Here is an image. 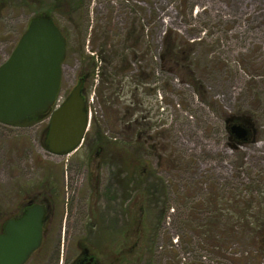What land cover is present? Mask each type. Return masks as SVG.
<instances>
[{"label": "rangeland", "instance_id": "374dc122", "mask_svg": "<svg viewBox=\"0 0 264 264\" xmlns=\"http://www.w3.org/2000/svg\"><path fill=\"white\" fill-rule=\"evenodd\" d=\"M105 2L93 0L85 12L76 14L73 27L61 19L69 18L71 10L58 0H0V65L29 23L47 16L67 38L62 99L82 72L93 73L82 91L90 125L77 151L49 150L42 134L47 122L40 121L45 117L32 123L0 122V232L6 220L21 216L28 202L45 189L53 188L61 199L87 192L83 164L94 149L93 120L115 142L127 136V122L140 119L149 127L153 147L137 154L147 160V169L143 174L138 169L136 180L141 183L126 203L130 216L125 215L120 242L117 235L116 242L110 241L106 264H264V242L234 239L224 258L201 248V239L179 226L182 212L190 211L183 206L187 200L197 204L216 190L231 196L242 192L245 198L264 193V0ZM91 16L96 18L94 26L88 23ZM135 27L140 41L126 42ZM168 30L192 42L193 66L207 99L201 98L195 84L163 72ZM111 52L116 53L113 64ZM125 57L130 68L116 74L114 67ZM229 114L248 118L247 140L229 137L224 121ZM72 164L79 165V171L72 170ZM106 174L104 181L109 182ZM67 176L77 178L72 190ZM133 179L126 178L130 188ZM118 221L117 216L111 218L110 233H117ZM81 235L75 229L61 236L59 229H48L42 247L27 264L71 258Z\"/></svg>", "mask_w": 264, "mask_h": 264}, {"label": "water", "instance_id": "95a60500", "mask_svg": "<svg viewBox=\"0 0 264 264\" xmlns=\"http://www.w3.org/2000/svg\"><path fill=\"white\" fill-rule=\"evenodd\" d=\"M67 38L50 17L33 19L9 58L0 65V122L32 123L49 115L47 143L51 152L69 154L84 142L90 119L83 82L63 102V66ZM60 102L58 106L55 105ZM234 123L230 132L247 140L250 127ZM44 206L34 204L0 232V264H26L42 244Z\"/></svg>", "mask_w": 264, "mask_h": 264}, {"label": "trees", "instance_id": "16d2710c", "mask_svg": "<svg viewBox=\"0 0 264 264\" xmlns=\"http://www.w3.org/2000/svg\"><path fill=\"white\" fill-rule=\"evenodd\" d=\"M136 32V27L131 29L125 38L126 42L132 39L137 43L138 38L135 36ZM164 45L165 49L161 55L164 64L162 68L163 72L176 74L181 77L182 82L195 84L196 89L202 95L203 91L201 89H204V85L194 69L192 49H189V46H192V42L185 41L176 31L168 30L164 36ZM113 52H111L112 54L109 53L110 64H113L115 61L112 60L116 54ZM121 62L123 63L119 67H114L116 74L117 71L122 72L126 68H130L128 57L123 58ZM187 79L189 81H186ZM112 87L113 83L111 85ZM205 96L204 94L201 98L207 99ZM247 119L244 116L225 115V126L229 131L230 138L238 141L230 132V126L234 123H245L244 121ZM92 126L95 130L93 136V151H96L99 147L104 148V152L107 155L116 157L117 161L120 160L123 163L126 170V178H131V175L134 177L133 181L135 184L131 188L129 185H126L125 181V201L127 203V199L132 198L131 191L136 192L141 183V179L136 180V172L141 168L143 174L147 169V160L142 157H137V154L143 152V150L147 152V150H151L153 147L150 144L151 135L147 131L149 127L140 119L133 120L131 123L127 122L125 124L126 131L128 132L127 136L122 141L114 142L104 135L96 120H93ZM119 156L121 157L120 159H118ZM152 174L153 172H150L149 175ZM193 201L187 200L184 202L183 206L189 207L190 211L188 213H185V211L182 212L179 218V226L182 231H189L190 233L192 232V235H197L203 242L200 243L202 244L201 248L210 251L214 255L226 258V253L234 239L249 237L254 243L259 244L264 242V193L259 197L250 196L245 198L242 192L231 196L230 194L225 195V193H220L216 190L215 194H212L210 198L204 201L199 200L197 204L195 202L192 204ZM205 206L208 208L207 211H204ZM256 208L259 210H256ZM129 209H125V214L128 216H130ZM207 213H210V215H207ZM230 259L231 261L234 260V258Z\"/></svg>", "mask_w": 264, "mask_h": 264}, {"label": "flooded vegetation", "instance_id": "af4514ba", "mask_svg": "<svg viewBox=\"0 0 264 264\" xmlns=\"http://www.w3.org/2000/svg\"><path fill=\"white\" fill-rule=\"evenodd\" d=\"M105 1L107 0H104V2ZM58 2L65 7L64 9L71 10V12L69 13V18L61 17V19L74 27V25H77L76 14H79V11L85 12L90 4L93 3V0H58ZM104 4H106V2ZM82 17L81 21L83 24H85V22L87 21ZM51 19L60 27V25L54 20V18L51 17ZM89 22L91 26L96 25V18L91 16L90 20H88V23ZM60 29L63 32V29L61 27ZM108 40L109 39L107 38V41ZM91 75H93V73H91V71H88L86 73L82 72L79 76L78 84L81 81L83 82V92L87 88L88 78ZM65 99L66 98H63L61 102H63ZM40 121L47 122V125L44 127V130L42 132L43 137L47 141L48 126L50 122L49 115H47ZM249 134H251V131ZM233 137L236 138L235 135H233ZM91 155H94L95 158H93V156ZM120 158L121 157L119 156L118 159ZM116 159V157H110V155H107L104 152V148H97L96 151L90 153L87 163L83 164L84 166H86V178L84 179L89 186L87 192L78 194L68 193L65 199H61V196L53 188L47 191L45 189L41 194H39L37 199H33L28 202V204L26 205L27 207L21 216L11 217L14 219H19L27 212L29 206L34 204L43 205V240L41 247L43 245L48 229H59L60 236L65 234L66 230L68 229L82 231L81 239H78L77 241L73 256L67 260L64 259L63 256L61 258H56L50 264H106V260L109 258L110 241L113 242L114 240V242H116L115 240L118 237L117 240L118 242H120V235L124 233L125 229L124 218L126 215V170L123 163L120 162V160L117 161ZM73 168L79 171V165L77 166L75 164H72V170ZM106 173L110 174L109 182L104 181V175H107ZM136 174H138V171L136 172ZM67 180L71 184V190L74 189V181L77 180V178H69L67 176ZM89 182H91V185ZM103 191H105V193ZM114 216L118 217L119 227H117V233H110L109 229H113L110 221L111 218H114Z\"/></svg>", "mask_w": 264, "mask_h": 264}]
</instances>
